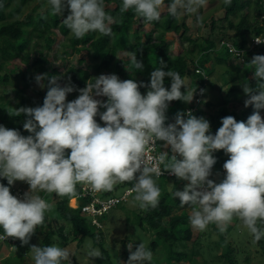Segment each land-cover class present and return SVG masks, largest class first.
<instances>
[{
    "label": "clouds",
    "instance_id": "9594fccd",
    "mask_svg": "<svg viewBox=\"0 0 264 264\" xmlns=\"http://www.w3.org/2000/svg\"><path fill=\"white\" fill-rule=\"evenodd\" d=\"M224 3L229 5L231 0ZM49 4L51 15L63 16L67 8L63 23L77 39L90 32L111 36V25L122 22L105 11L104 0H49ZM206 5L207 0H170L167 5L165 0H122L120 13L134 10L151 23L159 21L167 7L172 17L195 14L197 25L202 26L199 10ZM129 55L131 66L142 71L143 63L136 54ZM159 64L148 84L101 74L76 89L70 77L61 84L60 76H35L37 84L47 88L42 105L9 112L10 116H26L23 128L29 135L0 125V178L8 185L0 183V240L12 237L27 245L36 228L44 224L52 205L35 194L37 191L65 196L74 194L81 184L93 192H110L115 185L130 182L128 194L135 193L133 199L139 207L154 209L161 197L156 179L164 171L187 182L172 196L180 207L192 209L189 223L194 229L204 231L215 224L224 233L238 218L253 236V243L264 238V55H254L247 63L255 86L248 80L241 82L244 106H251L252 114L246 121L223 117L215 134L206 118L191 111L178 112L173 123L167 122L170 102L190 103L196 90L189 91L178 72L164 71L167 65L162 60ZM166 77L171 80L170 88L165 86ZM142 87L148 89L146 94L139 91ZM74 91L79 95L69 101L67 96ZM157 146L163 150L151 155ZM219 150L229 158L223 164L224 178L217 183L210 177L217 162L213 153ZM17 181L29 186L21 198L10 192ZM127 248L126 264L153 260V252L143 242L128 243ZM30 252L34 264H72L74 255L55 244L32 245ZM87 256L103 258L91 246Z\"/></svg>",
    "mask_w": 264,
    "mask_h": 264
},
{
    "label": "trees",
    "instance_id": "16d2710c",
    "mask_svg": "<svg viewBox=\"0 0 264 264\" xmlns=\"http://www.w3.org/2000/svg\"><path fill=\"white\" fill-rule=\"evenodd\" d=\"M38 0H0V58H6L9 63V68L14 71H18L17 66L14 64L13 59L20 57L18 50H23L25 46L29 44L30 40H33L36 47H40L42 41H44L46 48L52 49L55 39L52 37L53 31L57 30L64 37V48L72 50V55H79L83 51H88L93 61L98 63V69L100 71L109 72L110 74L120 75L124 74V68L128 67L130 72L126 74L123 80L133 79L135 81L150 83V74L159 67V62L162 60L167 67L164 71L169 69L178 72L181 78L187 81L191 80V87L199 91L202 87H208V83L211 70L206 65L215 60L217 63L227 66L225 75L232 78L233 81L239 82L248 80L254 87L256 81L252 78L253 72L248 69L247 63L250 62L254 55H264V43L251 48V43L254 38L264 37V0H231L229 5L223 3V7L226 11L227 17L233 14L244 11L245 9L252 8L259 13L254 21L249 19V15H243L240 21L236 24L230 21L232 28H237V37L233 40L228 38H222L217 44L213 40H204V42H195L191 36L187 34L189 27L185 22L180 21L179 17H172L167 7L162 10L161 18L159 21L146 23L141 17H139L134 10H129L126 13H120V7L122 0H104L105 11L113 15L118 19H122L121 23L111 25L113 35L104 36L98 32H90L82 39H77L67 26L63 23V18L68 14L67 8L64 15H51L49 0H40L41 3L33 9L31 14L25 15V9L29 3L36 2ZM170 3V0H165V5ZM49 6L47 9L46 7ZM44 11H39L40 9ZM152 27V30L147 33V40L143 38L144 29L146 26ZM134 29V30H133ZM242 30H253L254 36L247 40L246 34L242 33ZM166 33H174L180 36L183 43L194 44L192 50H184V54H174L172 43L168 42L165 38ZM146 34V33H145ZM29 36V38L27 37ZM241 36V40L237 39ZM231 44L237 51L234 53L231 51ZM135 53L137 59L143 63V70L137 71L131 66L130 60H118L117 55L119 52ZM217 54L215 57L212 52ZM39 58L36 59L34 65V71L37 73L48 74V76H60L62 78H71L72 85L76 89L84 88L86 82L92 78L90 74L83 66L70 65L65 71V74L55 66L53 58L50 57L49 51L46 53L44 50L38 48ZM197 55V56H196ZM196 57V58H195ZM241 61V64H230L231 60ZM80 64L84 61L80 60ZM26 62V71L29 72L32 69V65ZM198 70H202L206 75L199 73ZM26 71H18L20 75L25 76ZM64 75L66 77H64ZM12 77L11 73L4 75V80L9 82ZM47 83V80H45ZM170 78H165V86L170 88ZM236 85L233 86L229 94L237 92ZM147 88H141L139 91L147 92ZM181 91H186L185 88H181ZM243 91V90H242ZM47 88L41 99L36 100L33 103L26 104V107H36L42 105L43 99L46 95ZM79 95L78 91H74L68 94L67 99L69 101L75 99ZM198 96V95H197ZM229 98L223 99V104L217 113L208 114L206 110L202 109V103L197 106V109L193 112V115L206 118L211 125V133L215 134L216 130L221 126V119L226 116H233L237 121H246L248 116L252 114L253 108L251 106L245 107L241 113H237L236 110H232L229 106ZM246 96L243 97L242 103ZM167 110L168 123L174 121V118L178 112L186 113L188 109H195L197 102L193 105H187L183 101L170 102ZM25 105V104H24ZM210 105V104H208ZM15 108L10 106L4 107L0 112V125L11 127L18 130L22 135L27 136L29 133L24 130L23 124L26 120L25 115L10 116L9 112L14 111ZM104 111V109H103ZM264 110H261V113ZM162 142L159 143L161 145ZM162 148L159 149V152ZM70 153V150H66ZM216 157V164L214 167L219 168V175L222 173L221 167L224 162L229 158L223 150H219L213 153ZM213 167V168H214ZM168 177V176H165ZM178 179L176 177H168ZM224 175H222V179ZM0 183L7 185V180L0 178ZM76 189H79V184L76 185ZM160 188L161 186L158 185ZM12 186H10V192ZM39 192L35 193L38 194ZM47 193L40 192L38 195L46 198ZM74 194L58 196L53 194L55 205L53 211L56 217L49 218L50 231L43 239L42 246L58 245L60 247L68 248L73 245L71 257L72 264H80L78 256L81 247L85 242L93 238L98 244V237L105 228V217L102 219L104 228L96 227L85 215H83L82 208H73L70 205ZM85 200H82V206ZM172 197L169 192H164L162 198L159 200V204L156 208L149 207L145 213L136 214V224L142 228H149L155 234V240L152 242V246L155 248L163 247L166 252V264H187V262L193 263V259L198 255V251L192 245V252L181 251L176 249L178 243H185L184 248H188L189 242L193 240L192 226L189 223L190 213H183L179 215H173ZM57 211V212H56ZM50 217V216H48ZM59 219L65 221L63 224H59ZM239 220L238 218L234 219ZM70 225V236L66 234L67 227ZM216 229L219 234L217 246L222 249L220 259L228 260L229 264H238V258L235 255L243 251V248L235 247L227 240L228 235L233 230L231 223L227 226L224 233L219 232L215 224H210ZM58 226V229L56 230ZM259 226V222H258ZM0 233H3V229L0 228ZM183 234V235H182ZM258 244L261 247L262 254L264 256V238H262ZM101 253L103 258H97L94 264H113L112 257L108 250L100 244ZM21 242L19 240L15 248H21ZM244 253V252H242ZM244 255V254H243ZM249 262L250 260L247 259ZM0 264H29L24 252L18 253L16 256L9 257L0 261ZM150 264H156L155 260H152ZM264 264V262H263Z\"/></svg>",
    "mask_w": 264,
    "mask_h": 264
},
{
    "label": "rangeland",
    "instance_id": "374dc122",
    "mask_svg": "<svg viewBox=\"0 0 264 264\" xmlns=\"http://www.w3.org/2000/svg\"><path fill=\"white\" fill-rule=\"evenodd\" d=\"M40 3V0L29 3L28 7L25 9L24 16L31 14L33 12V9L37 7ZM223 3L224 0H207V5L199 10V15L203 17L202 26L197 25L195 14L180 15V21L185 22L189 27V31L187 32V34L191 36V38L195 42L202 43L204 42V40L210 39L217 44L222 38H228L233 40L237 37V28H232L229 22L232 21L237 24L240 21V18L246 14L249 15V19L251 21H254L256 19L257 14L259 13L258 11H255L252 7L227 17L226 11L223 7ZM48 7L49 6H47L46 9ZM44 10L45 8H43V10L40 9L39 11ZM151 30L152 27H150L149 25L146 26L143 30V38L145 39V41L148 38L147 33ZM242 33L246 34L247 40H250L254 36L253 30H242ZM27 37L29 38V36ZM52 37L55 39V43L52 49L46 48L44 41H42L40 47H36L33 40H30L29 44L25 46L23 50H18L20 52V57L13 59L14 64L18 68V71L21 70L25 72L27 70L25 61H28L29 64L32 65V69L29 72L26 71L25 76L20 75L18 71L12 72V70L9 68V63L7 59L3 57L0 58V112L3 110L4 107L8 106L15 109L20 107H26V104L33 103L36 100L42 98L46 88L42 89L35 80V76L42 73H37L34 71L35 61L39 58L38 48L44 50L46 53L49 51V55L51 58H53L55 66L63 74H65L66 69L70 65L83 66L90 74H92L93 77L99 76L101 74H110L109 72H105L103 70L100 71L98 69V63L92 60L88 51H83L79 55H72L71 49L64 48V37L57 30L53 31ZM165 38L168 42L172 43L174 54H179L180 52L184 54V50H192L195 46L194 44H190L188 42L183 43V41L180 39V36L174 33H166ZM237 39L241 40V36ZM216 54L217 53L215 51L212 52V55L214 57ZM117 59L129 61L130 55L127 51L119 52L117 55ZM80 60H83L84 63L80 64ZM230 64L239 65L241 64V61L238 62L232 59L230 61ZM206 67L212 72L210 73L208 81L210 85H208V87H202L204 91H200V93H198L199 91H195L191 87V80L188 79L186 81L187 89L191 92L195 91V93L192 102L186 104L193 105L197 101L199 94L204 92L202 101L203 103L201 108L206 110L209 115L218 112V110L223 104L224 98H229V106L232 110H236L237 113H241L243 109H245V106L242 103V99L245 96L241 87V82L243 81L236 82L233 81L232 78H230L229 76H226L225 72L227 66H225L224 64L217 63L215 60L210 61L206 65ZM129 72L130 69L128 67L124 68V74L120 75L119 78L123 80V77ZM7 73L12 74V77L10 78L9 82H6L4 80V75ZM64 77L66 76L64 75ZM66 78H62L60 83H66L68 81L66 80ZM137 82H139V78ZM235 85L237 87V92L229 94L231 88ZM142 94H146V92H142ZM102 99L106 100V98ZM100 111H103V109H100ZM261 116L264 117V112L261 113ZM96 119L97 122L101 124V126H103V121L99 119V116H97ZM6 128L14 129L11 127ZM221 170L222 173L219 175V168L214 167L212 169L213 174L210 179H213L214 181L219 183L222 180V175H225L223 165L221 167ZM156 183L157 186H161L160 199L162 198L164 192L170 193L173 201V215L192 213V209L190 207H180L179 200L175 199L172 196V193L173 191H175V189H183L184 184L187 183L186 181L178 180V182H176V179L174 178L162 176L156 179ZM24 184L26 183L17 181L14 183L13 186L21 187ZM130 187H132V183L130 182L117 184L114 186L112 192L115 195H122L124 191ZM37 192L40 193V191ZM53 194L54 193L45 194V200L52 205V208L48 212H46L44 224L36 228V232L32 236L29 243L27 245L21 244L22 246L20 249H11L10 247L5 245L0 246V261H3L4 259L6 260L9 257L16 256L20 252H24L28 263L34 264L30 248L32 245L42 246L44 237L50 231L49 218L53 219L54 217H56L55 212L53 211L55 205ZM134 195L135 193L128 198L127 202H124L121 205L113 208L106 215V225L104 230L98 237V242L108 250L110 256L112 257L113 264H126L129 257L127 244L132 243L135 245L139 244L140 242H143L145 246L153 252V260H155L156 264H166V252L164 248H155L152 246V242L156 238L154 232L148 227L142 228L135 223L137 215L145 213L147 209L142 210L139 207L138 202H135L133 199ZM70 204L72 207L76 206V203L74 204L72 201L70 202ZM234 219L231 222L233 230L231 231V234L228 235L227 240L231 242V244L235 245V247L243 248L242 252L244 253L240 251L238 255H235V257L238 258V264H263L264 256L262 254L260 245L258 244V242L253 243V236L250 234L248 229L243 226L240 220L235 221ZM63 223H65V221L59 219V224ZM57 229L58 226L56 230ZM70 229L71 227L69 225L66 231V234L68 236H70ZM192 234L193 240L189 242L188 248H184L185 243H178L176 245V249L191 253L192 245L195 244L194 247L199 253L193 259L194 264H229L228 260L223 258L220 259L222 249L217 246V241L220 236L217 233L216 229L213 228V226L208 225L207 229L204 231H199L192 227ZM95 242L96 241L93 238H90L81 247L78 256L80 264H94L96 262L97 258H89L87 256L89 246H91V248H97L101 251L99 243L96 244ZM72 250L73 245L69 247V251L72 252ZM247 259H249L250 261L248 262ZM187 264L192 263L187 262Z\"/></svg>",
    "mask_w": 264,
    "mask_h": 264
},
{
    "label": "built area",
    "instance_id": "2783aa9c",
    "mask_svg": "<svg viewBox=\"0 0 264 264\" xmlns=\"http://www.w3.org/2000/svg\"><path fill=\"white\" fill-rule=\"evenodd\" d=\"M256 40L264 41V37L254 38L251 43V48H255L256 46L262 44V43L259 44L256 43ZM228 45L230 46L232 52L238 54V51L231 44ZM198 72L202 73L203 75H206L205 72H203L202 70H198ZM201 90L204 91V89L202 88L199 90L198 93H200ZM203 93L199 94V97L197 98L196 101L197 105L195 109H188L187 112L191 111L193 113L197 109V106L199 107V105H201L203 101ZM157 143L159 145L160 142ZM159 149L160 147L157 146L155 150L151 153V155L153 156L157 155L159 153ZM161 168H163V165H161ZM162 176L175 177L174 175H171L167 171H164ZM28 188L29 186L27 183L21 187H12L11 194L17 196L18 198H21L23 194L26 191H28ZM131 188L132 187L125 190L122 195H115L112 191L93 192L87 186L79 184V189H75V196L72 198L71 201L74 204L76 203V206L73 208H79V207L82 208L83 215H85L96 227L102 229L104 228V223H105L102 221V219H104V216H106L113 208L121 205L124 202H127L128 198L134 194V193L128 194ZM82 200H85L83 206H82ZM0 235H3V233H0ZM18 242H19L18 239L9 237L8 239L0 240V246L5 245L12 249L17 246Z\"/></svg>",
    "mask_w": 264,
    "mask_h": 264
}]
</instances>
